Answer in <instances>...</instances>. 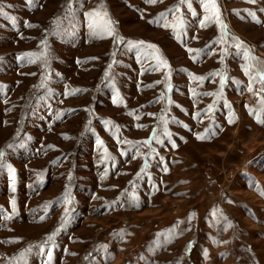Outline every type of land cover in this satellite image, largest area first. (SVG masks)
Instances as JSON below:
<instances>
[{
	"label": "rangeland",
	"instance_id": "374dc122",
	"mask_svg": "<svg viewBox=\"0 0 264 264\" xmlns=\"http://www.w3.org/2000/svg\"><path fill=\"white\" fill-rule=\"evenodd\" d=\"M0 4V264H45L57 229L51 264H264V127L234 55L243 43L264 61V0H216L222 43L200 0L195 16L180 0ZM178 17L179 39L162 26ZM141 40L169 67L138 59Z\"/></svg>",
	"mask_w": 264,
	"mask_h": 264
},
{
	"label": "snow or ice",
	"instance_id": "6c2138e0",
	"mask_svg": "<svg viewBox=\"0 0 264 264\" xmlns=\"http://www.w3.org/2000/svg\"><path fill=\"white\" fill-rule=\"evenodd\" d=\"M37 0H26V4L29 7H32L36 4ZM146 3H151V4H155L158 2V0H145ZM249 3H256V0H248ZM201 6L203 7L205 12H209L211 13L210 15H207L204 17V19L201 21L200 26L204 27L206 22L212 21L213 19L220 25V28L222 30L221 32V37L219 40L214 41V43H222V42H226L227 36H228V32L226 30V25L223 24V22L220 20V12L219 9L217 7L216 4V0H200ZM180 4L182 5H186L187 9L191 12V14L193 16L196 15L195 10L193 9L192 6V0H180ZM9 7H11L9 5ZM169 11L171 12H176L179 11V8H175V9H170ZM261 11H264V9H261ZM237 15H239V12L236 13ZM89 17H95L98 16L99 14L96 12H92L88 14ZM106 15V14H105ZM248 15L250 17H252V19L256 22V23H260L259 20L256 19V14L249 12ZM0 16H7V13L4 11V6L2 4H0ZM167 16V13H161L160 14V19H165ZM243 19V17H241ZM9 19L15 21V17H9ZM149 23H159V20L156 21H149ZM26 26L28 27H33V25L31 24H26ZM90 28H92V35H97V25L95 24V22H93L92 24L89 25ZM163 27L167 28V27H172L174 29V31H177V39H179L180 37V32L178 30H182L185 26V22L183 20V18L178 17L177 18V23L174 25H168V24H164L162 25ZM104 35L107 36H112L113 33V29L111 27V21H108L107 24L104 27ZM122 41L121 37H117V43H120ZM130 46L132 47H138L141 49V51L138 54V59L140 60H146V59H154L156 61L155 67L152 70H159L161 67L163 68H168V62L161 58L160 55L158 54V49H156V46L153 44H145L144 41H136V42H132L129 41L128 42ZM235 48L237 49L236 52L234 53L235 56L241 57L242 59H244L246 61V63L242 66L243 70L245 71V74L248 75L250 77V82L249 85L246 86L249 88L250 91H253V95L258 97V102H257V106L255 108H250L247 105L245 106L246 108H248L249 114L252 115L255 119V122L259 125L264 127V68L261 67L262 64H264V61H259V59L254 56L250 49H248L247 47H245L243 45V43H239L235 45ZM148 49H153L154 51H148ZM187 51L189 53L193 52V51H197V52H202L203 50H194V49H187ZM226 54V53H225ZM34 54H25V56H32ZM25 57H19V59H24ZM193 59H195V57H193ZM78 63H80V61H78ZM109 67H111V65H109ZM107 75V73H106ZM195 79H199V80H203L205 79L204 77H195ZM225 80L226 77L225 76H221L220 77V86L221 89H223L224 84H225ZM159 83V81L157 82ZM238 83V82H237ZM256 84L261 85V87L259 88L258 91L254 90V87ZM151 87V86H150ZM168 89L171 90V85H167ZM69 93H66V95H68ZM205 95H211V93H205ZM212 108L211 106H209L208 111H211ZM131 114V113H130ZM151 115V114H149ZM59 118V117H58ZM163 119V117L161 118ZM106 123H110V122H106ZM228 123L229 125H233L235 123L234 119L229 117L228 119ZM184 127H187V125H184ZM218 127V126H217ZM220 131H222L223 129L220 128ZM250 130V128H249ZM164 135L168 138L169 143H171L172 147L175 148L177 147V145L175 144L174 141H172L171 139V133L169 132H165ZM217 135V131L216 128H210V129H206L204 134H197L196 135V139L198 141H205V140H210L212 137ZM183 139V138H181ZM151 140H156L157 143H161L163 144L164 141L163 140H159L155 133L153 134V136L151 137ZM151 140L149 141H144L143 143H151ZM119 142V141H118ZM102 143V141L100 142ZM124 143H131L129 141H124ZM9 148L13 147V145H8ZM124 153H122L123 155ZM4 155L3 151H0V158H2ZM0 167H3L2 164H0ZM148 168V164L147 162L144 164V166L141 168L140 172L137 173V177L140 178L141 177V173H144L146 171V169ZM165 172L168 171L167 167H164L163 169ZM153 187L155 188L156 186L153 185ZM158 190V189H157ZM264 194V193H262ZM132 201L134 203V205L139 208L140 207V201L139 198L135 195L132 196ZM13 207L15 206V201H12ZM0 212H2V210H0ZM213 215H215V213H213ZM8 219H11V217H7ZM41 221H43L45 218L44 217H40ZM60 229H57L56 232H54L51 235H48L46 237V240L44 242V244L38 245L37 247V251L43 255L47 256V260L45 261V264H51L52 260H53V255L51 251L48 252H43V249L45 248V246L48 245L49 242L54 240L55 235H57L59 233ZM27 252H31V249H28ZM20 259L24 260V264H27V261L25 259V253H21L20 255Z\"/></svg>",
	"mask_w": 264,
	"mask_h": 264
}]
</instances>
